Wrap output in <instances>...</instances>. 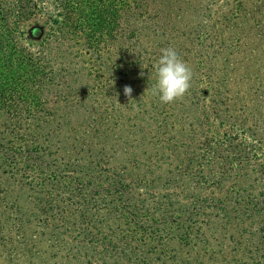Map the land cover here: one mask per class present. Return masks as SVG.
I'll return each instance as SVG.
<instances>
[{
	"label": "trees",
	"instance_id": "trees-1",
	"mask_svg": "<svg viewBox=\"0 0 264 264\" xmlns=\"http://www.w3.org/2000/svg\"><path fill=\"white\" fill-rule=\"evenodd\" d=\"M49 1L60 46L39 55L45 2L0 0V240L30 254L11 260L264 264V0ZM167 47L192 69L170 104L151 92Z\"/></svg>",
	"mask_w": 264,
	"mask_h": 264
},
{
	"label": "rangeland",
	"instance_id": "rangeland-1",
	"mask_svg": "<svg viewBox=\"0 0 264 264\" xmlns=\"http://www.w3.org/2000/svg\"><path fill=\"white\" fill-rule=\"evenodd\" d=\"M43 2V8L42 9H38L36 12L32 13L30 16V19L27 21L26 23V35L25 37L27 38V40H25V47L26 50L35 54H39V55H48L50 52L56 53L59 50V44L53 40H51L49 34L53 33V20L51 19V15L55 13L54 11V7L52 6L51 2L49 0H42ZM34 24H39L41 26H44V35L41 39H33L30 37L29 35V28L32 27ZM152 40V39H151ZM144 42H146L147 44L151 43V41L148 39H145ZM62 48H66L68 50V52L70 53H78L80 52V47L76 45L75 42L73 41H69L66 42L65 45H62ZM64 112H60V114H63ZM83 114L81 113H72L70 114L69 118H82ZM7 192H6V196H8V198L10 199H15L16 197L19 196L23 197L24 199H26L29 195V192L26 188H22L19 184L17 183H12L9 182V184L7 185ZM34 208V207H33ZM11 214V216L15 215V211H10L7 215ZM13 223V219H10L8 222V226H10ZM30 231H34V229H30ZM36 234H34V236H32V240L39 244L38 245V249L42 250V253L44 254V256L46 258H49L50 256L52 257L54 250L57 252L58 249L52 248V244L54 243L53 240H50L51 238V232H54L52 230L51 227H46V228H41L38 227L36 230ZM8 237H13L14 240L16 242L19 241H23V234L21 232H17L16 230H10V228L7 229L6 233H5ZM7 237V238H8ZM250 239H252V237H248L246 239V241L244 242L245 245H249L251 246L253 244L252 241H249ZM10 244V243H9ZM15 246H17V248L14 246L9 245V246H5V244L0 240V264H18L19 263V259H17V257H15L11 260L10 257L11 253L13 252V248L14 253H18L19 256H23V254H25V257L28 261H29V253H26V251L22 250L24 248V245L22 244H13ZM65 255V251L60 252L57 257H52L54 259H52L50 261L49 264H66L68 259L64 256ZM248 263V262H247ZM34 264H39V263H34ZM235 264V263H233Z\"/></svg>",
	"mask_w": 264,
	"mask_h": 264
},
{
	"label": "clouds",
	"instance_id": "clouds-1",
	"mask_svg": "<svg viewBox=\"0 0 264 264\" xmlns=\"http://www.w3.org/2000/svg\"><path fill=\"white\" fill-rule=\"evenodd\" d=\"M155 83L152 85V95L157 96L164 104L173 103L183 97L191 86L192 69L182 59L173 47L161 50V55L153 65ZM143 75V73H141ZM124 92L131 95L132 88L126 86Z\"/></svg>",
	"mask_w": 264,
	"mask_h": 264
},
{
	"label": "water",
	"instance_id": "water-1",
	"mask_svg": "<svg viewBox=\"0 0 264 264\" xmlns=\"http://www.w3.org/2000/svg\"><path fill=\"white\" fill-rule=\"evenodd\" d=\"M44 27L39 25V24H34L30 30H29V35L33 39H41L44 35Z\"/></svg>",
	"mask_w": 264,
	"mask_h": 264
}]
</instances>
